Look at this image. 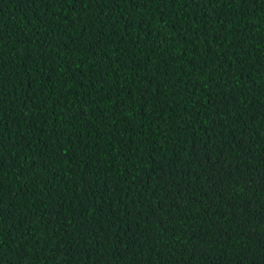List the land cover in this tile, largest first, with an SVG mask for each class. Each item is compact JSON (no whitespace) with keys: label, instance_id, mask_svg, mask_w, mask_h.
Masks as SVG:
<instances>
[{"label":"trees","instance_id":"16d2710c","mask_svg":"<svg viewBox=\"0 0 264 264\" xmlns=\"http://www.w3.org/2000/svg\"><path fill=\"white\" fill-rule=\"evenodd\" d=\"M0 264H264V0H0Z\"/></svg>","mask_w":264,"mask_h":264}]
</instances>
